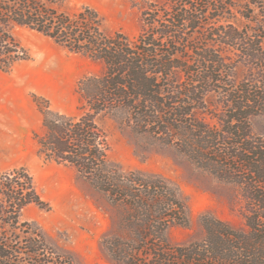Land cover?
Wrapping results in <instances>:
<instances>
[{"label":"rangeland","instance_id":"rangeland-1","mask_svg":"<svg viewBox=\"0 0 264 264\" xmlns=\"http://www.w3.org/2000/svg\"><path fill=\"white\" fill-rule=\"evenodd\" d=\"M173 1L64 0L63 7L71 14L90 7L107 32L122 33L133 41L143 30V10L156 5L170 11ZM218 1L209 0L211 6L199 20V29L187 30V44L177 45L193 71L201 68L203 59L197 54L202 52L212 53L222 63L213 68L214 81L206 91H202V84L192 85L197 90L201 87L202 100L186 106L189 113L183 118L184 126L135 129L109 115L97 122L106 134L110 168L124 175L160 179L183 205L177 219L163 226L164 236L173 247L204 241L205 220L247 233L245 216L255 212L253 198L262 190L251 184L252 177L243 171L238 158H257L258 168L263 169L264 159L259 158H264V113L248 119L250 136L246 139L232 119L230 106L238 91L247 86L264 108V76L246 55L247 51L264 50V0ZM13 33L29 58L9 71L0 70V174L23 167L32 176L43 202L42 207L32 204L24 208L19 221L43 230L53 250L50 264L62 260L70 264H118L105 243L111 238L119 242L127 239V232H120L117 226L121 209L74 166L40 156L36 138L42 133L38 105L46 102L56 112L79 116L82 110L77 85L85 76L100 75L102 65L27 27L15 26ZM186 45L194 48L193 52L186 51ZM190 80L180 73L172 81L184 93ZM182 98L184 95L178 100ZM249 145L263 152L262 157L246 151ZM201 160L210 164L203 165ZM183 219L186 225L177 221ZM150 259L143 253L135 262L149 264Z\"/></svg>","mask_w":264,"mask_h":264},{"label":"trees","instance_id":"trees-1","mask_svg":"<svg viewBox=\"0 0 264 264\" xmlns=\"http://www.w3.org/2000/svg\"><path fill=\"white\" fill-rule=\"evenodd\" d=\"M63 5L64 0H0V70L9 71L29 58L13 33L15 26L34 30L102 65L100 75L85 76L77 85L82 110L79 116L56 112L46 102L38 105L42 133L36 138L40 156L74 166L121 209L117 226L120 232H127V239L119 242L111 238L105 243L115 261L137 264L136 256L144 253L151 258L149 264H264V167L258 168L257 158H238L243 171L252 177L251 184L262 189L253 198L255 212L245 216L248 232H234L223 223L205 220L204 241L173 247L164 236L163 226L177 219L176 213L183 211V205L160 179L124 175L110 168L106 134L97 123L101 116L109 115L135 129L184 126L183 118L189 113L186 106L202 100V91L214 81L213 68L222 64L217 56L202 52L197 54L203 59L201 68L193 71L177 46L187 44V30L199 29V20L211 6L209 0H186L183 4L176 0L169 4L170 11L149 6L142 12L143 30L133 41L122 33L107 32L94 9L84 7L71 14ZM164 12L169 14L164 16ZM184 49L193 52L194 48L186 45ZM246 55L264 76V50L247 51ZM180 73L191 79L184 93L172 81ZM194 83L202 84L201 92V87H192ZM182 95L184 98L178 100ZM256 97L244 86L230 106L232 119L246 139L250 136L248 119L264 113ZM246 151L263 155L250 145ZM201 163L210 164L208 160ZM32 204L43 206L26 169L19 167L0 174V264H50L53 250L43 230L19 221L20 212ZM177 221L186 225V219ZM57 264L70 263L62 260Z\"/></svg>","mask_w":264,"mask_h":264}]
</instances>
